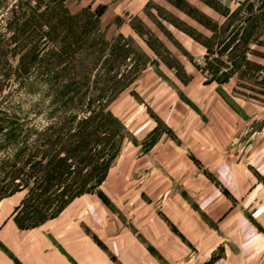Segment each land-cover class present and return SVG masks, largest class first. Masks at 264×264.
<instances>
[{
    "label": "rangeland",
    "instance_id": "rangeland-1",
    "mask_svg": "<svg viewBox=\"0 0 264 264\" xmlns=\"http://www.w3.org/2000/svg\"><path fill=\"white\" fill-rule=\"evenodd\" d=\"M97 4L107 6L98 20L105 42L98 36L81 41L79 71L90 75V81L94 80L93 88L97 94H101L100 89H105L101 104H108V111L120 119L125 135L115 141H120L117 143L120 149L106 177L89 194L96 196V204L107 212L108 220L120 216L127 220L123 223L124 229L133 218H146L152 211L158 216L159 204L166 198L155 196L150 199L140 186L153 175L158 150L180 147L186 150L194 166L193 176L208 178L225 196L229 195L206 170L203 159L206 160L205 152L217 149L218 157H227L229 161L244 160V156L251 153V142L248 141H251V134L264 125V0H71L67 5L70 13L75 14L87 5L95 7ZM250 8L254 12L247 17L245 11ZM55 10L59 11L58 8ZM2 11L0 30L6 21H2L6 9ZM116 17L121 18V25L114 23ZM119 33L128 38L126 43L114 39ZM66 42L68 45L70 39ZM56 43L52 44L55 49L67 47L64 48V41L63 44L58 40ZM124 43L127 46L122 45ZM18 58L19 53L10 57L8 63L15 66ZM45 70V64H40L22 83L10 77L8 71L0 76L2 84L5 76L9 78L4 81V86H0V116L3 118L6 114V120L17 125L18 136L14 144L5 138L8 135H0V167L2 160L17 154L22 142L30 145L38 138L37 133L46 125L48 113L52 112L50 109L56 108L50 95L52 89L46 83ZM10 73L14 75L13 70ZM188 73L192 74L191 85H194L191 88V85L186 87ZM230 74L229 80H220ZM120 84L125 87L115 97L114 92ZM154 101L156 108L151 109L149 105ZM222 101H227L229 107ZM220 103L229 113L222 112L225 108ZM189 150L197 156L188 155ZM32 153L33 150L24 154L30 156ZM41 159L44 162L47 157ZM4 171L0 169V188L4 183L9 190L14 185L22 187L26 183L22 176L16 180L13 175L4 176ZM63 182L62 177L50 178L49 184L42 182V187L48 189L46 196H51L53 186L60 189ZM136 182L141 183L136 185ZM115 184L120 186L116 185L112 192L122 196L125 184H134L143 191L120 196L122 198L116 202L123 203L116 207L106 198ZM176 188L174 186V190ZM21 189L20 201L28 192L24 187ZM180 191L186 200L194 195L187 193L184 186ZM12 194L15 192L0 197V200ZM15 208L11 209V218ZM83 226L88 238L103 249L101 239L88 225ZM182 240L184 246L175 257L176 264H212L222 257L221 247L217 246L207 259L199 258L195 244ZM109 258L116 261L112 255Z\"/></svg>",
    "mask_w": 264,
    "mask_h": 264
},
{
    "label": "crops",
    "instance_id": "crops-1",
    "mask_svg": "<svg viewBox=\"0 0 264 264\" xmlns=\"http://www.w3.org/2000/svg\"><path fill=\"white\" fill-rule=\"evenodd\" d=\"M188 75L186 87L192 81V74ZM222 102L229 107L227 101ZM153 104L157 105L152 102L151 109L156 108ZM227 108L222 112L229 113ZM262 130L264 125L251 134V141L248 140L251 153L244 160L220 158L217 149L205 152L206 170L228 191V197L208 178L191 174L194 166L184 148L158 150L153 175L140 187L150 199L161 196L166 200H161L158 216L153 211L146 212V218H133L127 229H124L127 220L122 216L108 220L107 212L96 204V196L89 193L72 199L56 217L28 229L18 227L10 216L22 192L1 199L0 264H176L175 257L184 246L182 238L187 244H195L196 254L202 259L220 246L222 257L212 264H264ZM189 154L196 155L192 150ZM185 171L187 175H183ZM126 184L123 196L112 192L120 184L107 192L106 198L116 207L122 205L123 202H116L122 197L142 190ZM182 186L194 195L184 199L179 192ZM84 224L101 239L103 249L88 238ZM48 225L51 226L46 228Z\"/></svg>",
    "mask_w": 264,
    "mask_h": 264
},
{
    "label": "trees",
    "instance_id": "trees-1",
    "mask_svg": "<svg viewBox=\"0 0 264 264\" xmlns=\"http://www.w3.org/2000/svg\"><path fill=\"white\" fill-rule=\"evenodd\" d=\"M70 1L0 0V12L4 14L2 9H6L2 20L6 21L0 30V76L8 71L14 80L26 81L27 76L44 63L46 83L52 89L50 95L56 106L50 109L52 112L48 113L46 125L37 133L38 138L30 145L22 142L13 158L2 160L0 169L5 170L4 176L13 175L14 180L22 176L26 181L22 187L28 192L13 215L20 228L34 227L56 217L72 199L97 187L119 153L117 143L120 141L115 142L116 139L125 135L124 125L108 111V104H101L105 89H100L101 94H97L93 88L94 80L90 81V75L79 71V54L83 50L81 41L98 36L101 42H105L98 20L107 6L87 5L72 14L67 5ZM57 8L59 11L55 10ZM245 12L248 17L254 10L250 8ZM114 23L121 25V18L116 17ZM60 39L64 41V48L66 39H70L64 50L53 48L52 44H57V40L63 44ZM114 39L126 43L128 38L119 33ZM125 43L122 45L127 46ZM18 53V64L8 63L10 57L14 58ZM3 58L4 64H1ZM12 70L15 76L10 73ZM230 76L225 75L220 80H229ZM7 79L5 76L3 84L0 79V86H4ZM124 87L120 84L114 96ZM5 116H0V135H8L5 138L15 144L17 125H12ZM31 150L33 153L25 156L24 153ZM37 153L41 156H36ZM42 157L47 160L43 162ZM22 169L24 172L20 174ZM61 177L64 184L60 189L53 186L48 198V189L42 187V182L49 184L50 178L57 180ZM22 187L14 185L9 190L4 183L0 197L22 190Z\"/></svg>",
    "mask_w": 264,
    "mask_h": 264
}]
</instances>
